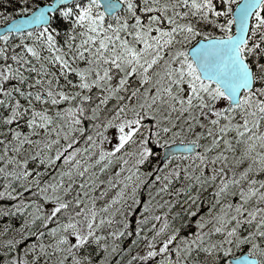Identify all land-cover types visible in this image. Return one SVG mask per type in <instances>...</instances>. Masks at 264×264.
Returning a JSON list of instances; mask_svg holds the SVG:
<instances>
[{
	"label": "snow or ice",
	"instance_id": "snow-or-ice-1",
	"mask_svg": "<svg viewBox=\"0 0 264 264\" xmlns=\"http://www.w3.org/2000/svg\"><path fill=\"white\" fill-rule=\"evenodd\" d=\"M18 2L0 264H264V0Z\"/></svg>",
	"mask_w": 264,
	"mask_h": 264
},
{
	"label": "trees",
	"instance_id": "trees-1",
	"mask_svg": "<svg viewBox=\"0 0 264 264\" xmlns=\"http://www.w3.org/2000/svg\"><path fill=\"white\" fill-rule=\"evenodd\" d=\"M47 0H26V6L32 7L33 5H38L41 3H45ZM20 4L18 0H0V9L5 10L7 13H11L13 17L17 16L18 14L15 12V7H19ZM9 20H5L2 16H0V25L5 24ZM247 251L246 248L238 250L237 254Z\"/></svg>",
	"mask_w": 264,
	"mask_h": 264
},
{
	"label": "water",
	"instance_id": "water-1",
	"mask_svg": "<svg viewBox=\"0 0 264 264\" xmlns=\"http://www.w3.org/2000/svg\"><path fill=\"white\" fill-rule=\"evenodd\" d=\"M45 4H46V3H44V4H39L38 7H43ZM8 23H10V21L7 22L6 24H8ZM6 24L1 25V26H0V29H3V27H4ZM241 254H247V252H243V253H241ZM239 255H240V254H239Z\"/></svg>",
	"mask_w": 264,
	"mask_h": 264
}]
</instances>
